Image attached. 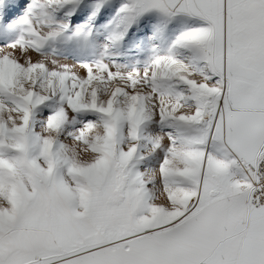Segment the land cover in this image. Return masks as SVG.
<instances>
[{"label":"snow or ice","instance_id":"snow-or-ice-1","mask_svg":"<svg viewBox=\"0 0 264 264\" xmlns=\"http://www.w3.org/2000/svg\"><path fill=\"white\" fill-rule=\"evenodd\" d=\"M0 264H264V0H0Z\"/></svg>","mask_w":264,"mask_h":264}]
</instances>
